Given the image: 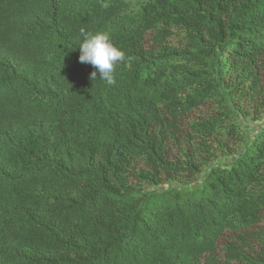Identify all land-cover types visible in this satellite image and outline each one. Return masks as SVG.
I'll return each instance as SVG.
<instances>
[{
    "label": "trees",
    "instance_id": "trees-1",
    "mask_svg": "<svg viewBox=\"0 0 264 264\" xmlns=\"http://www.w3.org/2000/svg\"><path fill=\"white\" fill-rule=\"evenodd\" d=\"M261 123L264 0H0V264H264Z\"/></svg>",
    "mask_w": 264,
    "mask_h": 264
},
{
    "label": "clouds",
    "instance_id": "clouds-1",
    "mask_svg": "<svg viewBox=\"0 0 264 264\" xmlns=\"http://www.w3.org/2000/svg\"><path fill=\"white\" fill-rule=\"evenodd\" d=\"M105 7L107 5H104ZM83 40L77 47L79 49L78 61L93 66L96 71L91 73V79L99 78L111 85L115 83L114 71L116 64L125 59L124 52L116 47L110 37L103 32L90 33L80 29Z\"/></svg>",
    "mask_w": 264,
    "mask_h": 264
},
{
    "label": "rangeland",
    "instance_id": "rangeland-1",
    "mask_svg": "<svg viewBox=\"0 0 264 264\" xmlns=\"http://www.w3.org/2000/svg\"><path fill=\"white\" fill-rule=\"evenodd\" d=\"M125 1L128 2V3H133V2L136 1V0H125ZM257 126H262V127H263V126H264V123H263V124L261 123L260 125H254V124H253L251 128H252V129H257V128H259V127H257Z\"/></svg>",
    "mask_w": 264,
    "mask_h": 264
}]
</instances>
